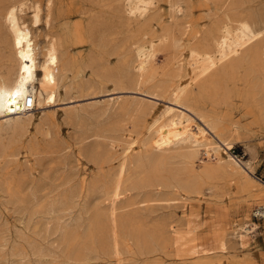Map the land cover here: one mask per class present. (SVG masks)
I'll return each mask as SVG.
<instances>
[{"label": "rangeland", "instance_id": "obj_1", "mask_svg": "<svg viewBox=\"0 0 264 264\" xmlns=\"http://www.w3.org/2000/svg\"><path fill=\"white\" fill-rule=\"evenodd\" d=\"M13 4L33 35L37 64L52 38L58 58L54 81L46 82L50 91L56 88L52 103L35 107L28 122L0 120V264H111L112 254L97 238L125 134L139 139L129 160L143 152L177 156L170 164L165 156L161 170L145 164L133 188L131 169L123 176L115 204L122 264H264V217L254 215L264 206V0H150L136 16L123 0H0V79L15 66L4 22ZM242 22L260 34L234 59L191 82L180 104L172 102L191 50L213 51L223 28L234 31ZM145 46L154 57L137 80L135 51ZM40 78L37 70L36 82ZM168 105L179 126L198 135L188 162V149L173 147L167 125L141 144L145 127ZM71 108L88 113L69 117ZM225 142L231 143L227 151ZM216 154L223 166L215 164ZM155 170L163 179L152 177ZM52 202L60 208L56 215L45 212ZM57 215L68 223L82 217L72 238H61ZM245 222L259 227L241 242L233 230ZM33 238L44 252L31 249Z\"/></svg>", "mask_w": 264, "mask_h": 264}, {"label": "bare ground", "instance_id": "obj_2", "mask_svg": "<svg viewBox=\"0 0 264 264\" xmlns=\"http://www.w3.org/2000/svg\"><path fill=\"white\" fill-rule=\"evenodd\" d=\"M149 2L150 0H123V6L124 9L128 12V14L136 16L142 14L145 11L147 4ZM169 2L172 8L174 7L176 11H180L178 5L175 7V2L172 1ZM172 8L170 7V9ZM17 11H18V7L15 4H13L7 8L4 14V22L10 34V40L13 49V58L15 60V66L9 71L5 72L3 78L0 79V120L6 121L9 124V126H15L21 123L22 121L28 122L29 120H31L32 115L30 114L33 112L34 108L37 106H41L44 100L52 103V101L54 100L53 97L54 92H56V88H54L53 91L52 90L50 91L46 85V82L54 81L53 68L58 58V48H57L56 40L52 38V40L49 41L48 47L45 51L42 61L39 62V64H37L36 55L34 51L33 35L30 31L29 26L25 22H22L20 20L21 17L18 15ZM39 12L40 10L38 6L37 5L33 6L31 19L34 25H37L40 21ZM46 22H47V18H46ZM258 33L259 31L254 30L250 22H242L234 31L230 30L227 27H224L223 32L222 34H220L216 42L215 49L213 51L198 52L196 50H191V52L189 53L188 69L185 78L177 84L176 88L174 89V94L172 95L170 100L178 104L180 99L184 95L188 85L191 82L196 81L200 77H204L203 75H205L210 69H212L217 64H220L222 61L224 60L226 61V59L228 60V58H233L234 56L239 54L240 50L243 47L247 46V44L258 35ZM152 57L154 56L151 46L136 48L133 67L138 72L137 80H139L140 77L143 78L142 75L144 74L146 70V66L148 65L147 61ZM37 70H39L41 74V78L38 80V82H36ZM141 91L143 92L144 90ZM27 94H31L33 96L34 107L22 111L20 110L19 105L25 99ZM150 95H154V94H150ZM158 95L156 93V96ZM173 111H174V107L168 105L162 108V110H160V112H158L155 116H153V120L151 121L150 124L148 123L149 125L145 127V130L142 133L141 144L147 145L149 137H151L155 132L159 131L162 127L167 125L166 127L174 131V135L170 140L171 142H174L173 147L187 148L188 150L190 149L189 151L188 150L186 151L184 149L186 152L183 153V157L185 158L184 161L188 162L189 159L192 158L195 155V152H197L198 150L197 149V146L199 147L197 142L198 135L194 130H192L187 125L179 126L180 120L175 118V114H173ZM66 112L69 117H74V118H78L79 116L82 117L86 114V112L88 113V111L85 109H77V108H71ZM25 115H29V116L26 117ZM225 140L226 139H224V141ZM113 141L116 140L114 139ZM122 141L123 143L122 146L120 147L121 151L119 150L120 159L115 164L114 172L112 175L113 176L112 186L106 192L107 203H108L106 209L107 211L102 213L103 219L101 217V220H104V222L102 221V223L99 224L100 234H99V238H97L100 247L103 248L104 250L106 249L112 254L113 261L111 262V264H122L121 260H122L123 244L121 239V233L118 229V226H120L119 225L120 220H118L119 218L117 216V212H116L117 208L115 204L116 201L123 195V186L125 181L123 180V176L125 175V173H127V170L131 169L132 174L129 173L131 175L130 176L131 179L128 183L129 185L128 188H133L137 184L136 180L142 179L139 178L137 174L145 164H149L150 166L152 165L153 169H156L164 165L162 163L166 164V162H164L163 160V158L166 159L165 156L167 157L166 160H168L169 164H170V160L174 159V157L177 156V154L175 153H171V155L168 153L169 155H165L163 158H161L159 156H155L156 154L151 155L149 153L146 154L147 152H143L142 154L136 155V157H134L133 160H129L128 151L130 149L133 151L135 150L133 146L135 145L137 147L139 139L133 138L130 134H125L124 139H122ZM111 147L115 148V145L114 146L112 145ZM230 147H231V143L225 142L224 148L226 149V151L227 149H230ZM209 148L212 152L216 150L215 146L211 144ZM116 150L118 149L116 148ZM176 150L178 149L176 148ZM176 150H170V151L173 152ZM181 151L183 152V149ZM180 153L181 152L179 151V154ZM206 153L208 154V151H206ZM213 159L215 160V164L217 166L224 165L223 158L221 156L216 154L213 156ZM238 163H240L242 168H247L248 162L247 164L241 163L240 159H238ZM154 174L155 175H152L154 179L157 178L160 179L159 178L161 177L160 173L156 171L154 172ZM126 177H129L128 174ZM142 181L143 180H140L139 183ZM183 184L177 182L174 183L173 185L176 188L178 187L183 188L182 187ZM90 189L92 190V187H90ZM66 200H67L66 204L67 203L69 204L71 202L69 198ZM39 202L40 201L38 198L36 204ZM56 204L57 203L55 202L49 203V205L45 207L47 210L45 212L51 214L55 213L57 210L60 209L59 207H57V209L54 207ZM68 204L67 207L70 206V205L68 206ZM56 214L57 213H55L54 215ZM57 217L55 216L57 221L56 224L58 226L57 230L60 231L61 238L64 240L68 238H72L74 236V233L76 232L75 227L81 222L82 217L80 219V217L77 215L75 220L73 218V220L70 221L71 223L65 222V220H61V216H59L58 219ZM91 221L89 222L90 225H92ZM38 227L41 229L36 231L42 233L41 230L43 229V225L41 222L38 223ZM258 227L259 225L256 222H245L238 225V227L233 231L235 235L238 236L239 240L243 242L247 238V236L250 233H252L254 230H256ZM47 228L48 227L44 229V232L45 230H47ZM39 242L40 241H37L36 238H33L29 242V245L32 246L31 249L33 248L38 253H42L44 252V249L40 245H38ZM34 247H36L38 250L35 249ZM221 248L222 249L224 248L223 244Z\"/></svg>", "mask_w": 264, "mask_h": 264}, {"label": "built area", "instance_id": "obj_3", "mask_svg": "<svg viewBox=\"0 0 264 264\" xmlns=\"http://www.w3.org/2000/svg\"><path fill=\"white\" fill-rule=\"evenodd\" d=\"M20 110H28L34 107V98L31 94H27L25 99L20 103ZM255 216L264 217V206H256L254 211Z\"/></svg>", "mask_w": 264, "mask_h": 264}]
</instances>
